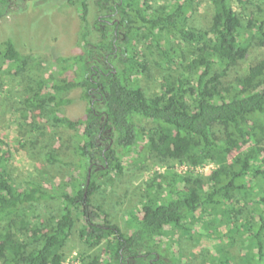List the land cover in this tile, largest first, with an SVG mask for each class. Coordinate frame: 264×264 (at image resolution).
Here are the masks:
<instances>
[{
  "label": "trees",
  "instance_id": "16d2710c",
  "mask_svg": "<svg viewBox=\"0 0 264 264\" xmlns=\"http://www.w3.org/2000/svg\"><path fill=\"white\" fill-rule=\"evenodd\" d=\"M58 2L63 9L65 1ZM195 4L122 0L119 23L97 30L84 21L83 49L54 54L58 75L78 67L75 75L30 86L23 117L35 129L42 128L35 119L48 121L46 115L54 124L79 129L74 181L71 190L68 184L61 190L17 184L10 144L0 136V264H65L64 247L78 219L90 247L107 242L82 264H190L181 251L172 252L171 262L165 259L172 245L161 237L173 227L220 239L204 264H264V56L245 76L231 74L253 48L264 49V0H209L212 16L204 29L189 23ZM9 12V0H0V20ZM115 24L121 32L115 33ZM18 35L0 34V61L15 73L48 44L23 48ZM149 55L159 57L154 61L164 72L153 94L139 82L149 70ZM75 89L88 100L85 114L70 117L47 108L70 102L60 94ZM135 154L187 169L155 172L123 227L93 197L97 180L120 173ZM45 157L61 161L50 151ZM208 165L206 172L197 171ZM50 202L58 206L50 209ZM235 247L239 255L244 251L240 260Z\"/></svg>",
  "mask_w": 264,
  "mask_h": 264
},
{
  "label": "rangeland",
  "instance_id": "374dc122",
  "mask_svg": "<svg viewBox=\"0 0 264 264\" xmlns=\"http://www.w3.org/2000/svg\"><path fill=\"white\" fill-rule=\"evenodd\" d=\"M153 6H158L172 0H150ZM45 4L39 9L23 11L17 5L11 9L6 17L0 20V24L6 25L5 29H0V34L5 33L16 37L17 42L23 48L30 45L39 49L46 44L44 49L35 51L31 57L30 66L19 73L13 72V67L8 63L0 61V136L5 138L12 151L9 161V168L14 176L15 182L19 185H29L37 183L45 189L61 190L74 181V163L77 159L75 146L78 142L79 129L69 130L60 124H54L50 115L34 123H39L43 128L35 129L29 120H25L24 101L29 95L30 86L38 88V80L45 78L50 80L55 76L59 80L63 77L69 78L77 72L78 67L71 68L67 73L58 75V65L54 59V54H73L83 49L82 37L85 36V22L92 21L90 15L87 21L83 19V4L62 5L58 0H45ZM32 8V6H30ZM89 9V6H86ZM42 12V14H41ZM93 16L97 13L93 7ZM211 7L209 0H196L189 23L198 28H206L211 21ZM41 14L38 20V16ZM91 18V19H90ZM46 38V39H45ZM263 55L264 49L253 48L246 60L241 61L233 67L232 77L245 76L249 66ZM149 70L139 77V82L145 88L147 94H153L160 88V77L164 73L154 60L158 56H150ZM160 61V59H159ZM177 71V70H176ZM175 71V72H176ZM48 90V89H47ZM81 90L75 89L69 92H62L60 95L69 97L70 102L52 104L47 108L55 107L60 112L70 117H78L85 114L88 108V100L81 97ZM32 121V120H31ZM47 121V122H45ZM147 127H151L150 122H146ZM57 157L58 162H47L45 154ZM128 157L123 161V170L119 173L112 171L97 180L99 189L96 190L93 200L105 206L113 221L123 227L128 225L131 213L136 211L146 189V183L151 181L153 174L157 171L184 172L187 167L178 163H168L155 156L142 158L139 154ZM212 165L205 168H197L198 172H206ZM50 209H55L58 204L50 202ZM82 219L76 221L72 236L64 247L65 264H82L85 255L99 253L107 244L105 241L100 247H90L85 242V237L81 235ZM164 244L172 245L171 253L165 259L172 261V252L181 251L184 258L190 264H204L205 260L212 253H217L216 245L220 239L212 240L194 234V237L185 234L179 228H168L161 237ZM240 247H235V260H240L238 254Z\"/></svg>",
  "mask_w": 264,
  "mask_h": 264
},
{
  "label": "flooded vegetation",
  "instance_id": "af4514ba",
  "mask_svg": "<svg viewBox=\"0 0 264 264\" xmlns=\"http://www.w3.org/2000/svg\"><path fill=\"white\" fill-rule=\"evenodd\" d=\"M45 0H9V11L14 7V5H17V8L28 11L30 9H39L41 5H44ZM65 3H68L70 5H77L81 3L82 0H79L76 2V0H64ZM83 2V1H82ZM122 0H85V5L89 6L88 9V15H90L93 19L90 20V26L91 27H105L106 24H114L116 22H120V6H121ZM108 5L114 6V9L108 8ZM32 6V8L30 7ZM93 7H95L97 13L93 16ZM42 14V12H41ZM41 14L38 16H41ZM95 18L99 19V25H95ZM91 19V18H90ZM98 30V28H97ZM122 28L118 26V24H115V33L121 32Z\"/></svg>",
  "mask_w": 264,
  "mask_h": 264
}]
</instances>
